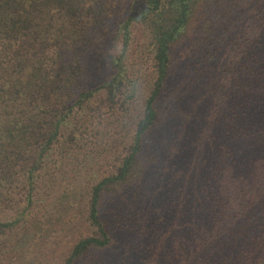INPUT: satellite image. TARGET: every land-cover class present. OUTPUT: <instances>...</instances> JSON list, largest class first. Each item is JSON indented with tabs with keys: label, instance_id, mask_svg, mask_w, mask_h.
<instances>
[{
	"label": "trees",
	"instance_id": "1",
	"mask_svg": "<svg viewBox=\"0 0 264 264\" xmlns=\"http://www.w3.org/2000/svg\"><path fill=\"white\" fill-rule=\"evenodd\" d=\"M120 13L125 15L118 24L122 50L107 55L115 73L86 89L83 83L92 75L86 64L103 59L96 49L105 44L108 23ZM135 23L145 27L151 42L153 88L117 173L91 189L88 220L97 236L76 243L68 264L91 249L108 246L110 238L100 221L101 200L107 191L135 181L145 139L164 122L162 100L170 119L203 87H214L219 95L218 84L246 119L241 148L233 146L227 155V173L238 178L235 174L227 187L220 180L211 192L213 205L209 199L210 208L195 211L198 221H211V235L199 224L193 242L187 239L182 246L183 251L192 250L182 264H264V140H258L264 126V0H0V174L22 165L31 181L74 108L103 89L113 93L115 82L120 84L123 77L120 64ZM192 26L193 48L189 54L176 55ZM230 44L239 47L233 54L224 52L219 60V52ZM227 63L244 64L242 72L234 73L242 78L239 84L237 77L211 78L215 67ZM234 113L232 117H237ZM186 117L185 128L177 132L183 140L188 139L185 129L194 119ZM206 152L210 154L209 149ZM247 175L257 181V192L250 195L241 186ZM10 225L0 223V231Z\"/></svg>",
	"mask_w": 264,
	"mask_h": 264
},
{
	"label": "rangeland",
	"instance_id": "2",
	"mask_svg": "<svg viewBox=\"0 0 264 264\" xmlns=\"http://www.w3.org/2000/svg\"><path fill=\"white\" fill-rule=\"evenodd\" d=\"M124 17L120 13L108 23L105 44L96 49L103 59L86 64L92 74L90 81L83 83L86 89L115 73L107 55H118L122 50L123 32L118 24ZM193 27L176 55L189 54L193 48ZM150 43L145 27L132 24L126 56L120 64L123 77L120 84L115 82L113 93L103 89L74 108L31 181L21 171L22 165L0 174V223L11 224L0 231V264H68L76 243L97 236V229L88 220L91 189L103 178L115 175L129 151L153 88ZM237 43L240 46V41ZM238 47L230 44L219 52V60L224 52L233 54ZM224 64L215 67L211 78L217 74V81L230 77L235 81L237 77L239 84L242 78L234 73L242 72L244 64ZM221 85L216 90L219 95L212 91L214 87H203L198 95L185 99L187 107L181 104L177 112L174 110L177 116L170 119L164 114L162 100L164 122L145 139L135 181L107 191L101 200L100 221L110 238L108 246L91 249L72 264H182L191 257V249H182L186 240L193 242L192 233L199 224L201 231L212 229L211 221H198L195 211L213 205L214 185L221 180L227 187L238 175H228L227 155L233 146L241 148L246 119L232 96L225 97L229 93ZM233 113L237 117H232ZM195 114L200 118L195 119ZM188 115L194 119L185 129L188 139L183 140L177 132L185 128ZM258 140H264V126ZM197 144L203 148H193ZM4 164L2 161L1 168ZM241 186L248 195L257 192V181L250 175Z\"/></svg>",
	"mask_w": 264,
	"mask_h": 264
}]
</instances>
